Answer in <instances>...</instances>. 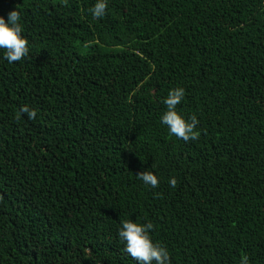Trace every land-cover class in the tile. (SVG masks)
<instances>
[{
  "label": "trees",
  "instance_id": "16d2710c",
  "mask_svg": "<svg viewBox=\"0 0 264 264\" xmlns=\"http://www.w3.org/2000/svg\"><path fill=\"white\" fill-rule=\"evenodd\" d=\"M96 2L0 0L29 47L0 49V264H138L126 219L170 264H264V0ZM178 87L198 140L161 122Z\"/></svg>",
  "mask_w": 264,
  "mask_h": 264
},
{
  "label": "clouds",
  "instance_id": "9594fccd",
  "mask_svg": "<svg viewBox=\"0 0 264 264\" xmlns=\"http://www.w3.org/2000/svg\"><path fill=\"white\" fill-rule=\"evenodd\" d=\"M67 3V0H64ZM107 8V0H97L94 7L90 9L93 18H101L105 15ZM21 13L17 10H11L8 13L7 20L0 16V49L4 51V59L8 63L21 61L29 54L28 40L23 37V26L20 23ZM185 90L183 88H175L168 92L164 104L166 111L161 116V122L166 125L172 135L185 142L199 139V133L195 130L198 124L197 117L191 116L186 120L177 110V106L184 98ZM20 114H27L28 119L35 120L37 110L30 109L28 105H24L20 109ZM19 118V116L17 117ZM140 180L145 185L153 188L159 186V179L152 171L143 170L137 173ZM171 187L177 186L175 177L169 179ZM122 226L118 232L121 241L125 243V251L138 262V264H170V258L167 249L159 242H153L149 230L154 225L149 222L141 224L131 219L121 222ZM240 264H249L247 255L241 257Z\"/></svg>",
  "mask_w": 264,
  "mask_h": 264
}]
</instances>
